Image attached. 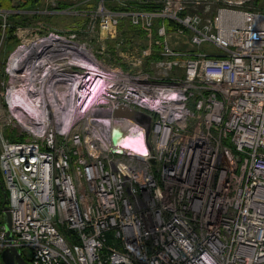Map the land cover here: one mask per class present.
Instances as JSON below:
<instances>
[{"label":"built area","instance_id":"2783aa9c","mask_svg":"<svg viewBox=\"0 0 264 264\" xmlns=\"http://www.w3.org/2000/svg\"><path fill=\"white\" fill-rule=\"evenodd\" d=\"M147 1L155 10L97 0L81 14L90 31L112 38L126 17L151 38L155 19L171 20L174 28L163 23L153 37L158 60L147 63L138 43L126 51L133 59L125 67L78 50V64L58 63L48 77L44 67L31 68L39 65L36 53L15 78L11 63L30 35L9 55L0 108V252L15 246L32 264H264V3ZM24 12L0 6V49L9 17ZM75 36L46 37L73 45ZM181 36L190 49L175 46ZM28 68L32 85L56 96L27 90ZM40 74L47 77L37 80ZM48 78L54 87L45 86ZM119 108L151 121L117 116ZM115 126L128 134L122 153L115 152Z\"/></svg>","mask_w":264,"mask_h":264},{"label":"rangeland","instance_id":"374dc122","mask_svg":"<svg viewBox=\"0 0 264 264\" xmlns=\"http://www.w3.org/2000/svg\"><path fill=\"white\" fill-rule=\"evenodd\" d=\"M113 1H116L117 3H123V2H127L128 0H113ZM257 3H258V5L262 6V4L264 3V0H257ZM114 5H116V4L114 3ZM262 7H264V6H262ZM71 14L74 15V16H72ZM59 15L60 16L52 17V18H54L52 25L46 24L45 22L44 23L48 26V28L52 27V28H54L56 30H60V31H62L63 34H68L70 32L75 34L76 35L75 36L76 37L75 38L76 42L80 43L81 46L86 45L87 48L89 49V51H91L90 54L94 53L98 57V59L101 60L102 62L104 61L106 64L113 63V64H115L117 66L125 67V66H128L127 61L129 59V57L131 59H133V54L129 55L127 53V52H129V51H127L128 49L127 50H122L124 52H122V51L114 52L113 51L112 47H114V46L116 47L119 42L117 40L116 43H115L112 40L116 39L118 36L115 37V38H112L110 36L109 37L103 36L99 32L97 34H95V32H97V31H94V29H93V31H90V29L88 28L89 25H90V22H88V27L85 28V31H83V33H80V31L78 29L80 27V25H78V24H80V23H78V17H83L82 19H84L85 16L78 14V16L76 17L77 14H75V13H63V14H59ZM48 28L45 27L44 31H42L40 33V37L48 38V37H46V36H49L48 32H50ZM71 29H73V30H71ZM78 36H80L82 38V40L83 39L84 40L81 41L78 38ZM153 37H154V35H153ZM153 37L152 38L149 37V40H147V39L143 40V39L139 38L135 42H137L138 44H143V45L146 44V43L147 44L149 43V45H150L151 42L153 43ZM33 38H35V39H33ZM179 38H180V42L178 44H176L175 46L181 47V49H185V48L190 49L191 48L190 44L186 41V37L185 36H181ZM28 39L36 40L38 38L33 37L32 35H30V37ZM131 45L128 46V47L131 48ZM118 47H121V46L119 45ZM2 48H3V46H2ZM104 48H107V50L104 53H102ZM136 48L141 49L139 46H137ZM202 48L207 50V51H213L214 50L213 47L207 46V45H204ZM65 50L62 49L61 52H64ZM44 54H45L46 58L43 57V58L39 59L40 62H45V63L49 62V65H51V67H53V69L54 68H58L59 70L61 68H59L60 66L58 65V63H63L66 66H71L73 64H69L68 62L70 60L74 61L76 59V57H70V58L68 57L67 58V62H66V60H64L62 57L59 58L60 56L58 55V53L55 54L53 57L51 55L49 56V53H44ZM75 55H76V53H75ZM80 55H82L83 59H86V55L85 54H80ZM127 56H129V57H127ZM20 59H23V58H20ZM26 59L27 58H24V60H26ZM7 61H8V58H6L4 60L3 64L1 63V65H3V70L0 71V108L1 107L3 108L4 101H5V98H6L5 95H4V92L6 91V89H4L5 86H4L3 82L6 80V82L8 83V80L10 79L9 73H6V66L8 64ZM74 64H78V61H76ZM12 65L14 66L16 64H14L12 62ZM34 69H36V68H34ZM18 73L20 75V74H23L24 72L19 71ZM51 75H53V73H51ZM26 82H27V80H26ZM26 82H24V83H26ZM55 85H56V79L55 78L54 79L53 78H48V80L45 82V86L47 88L48 87H50V88L54 87ZM12 129H14V131H17L16 127H13ZM0 152H1V147H0ZM111 242L114 243V239L113 238H111ZM2 263H3V258H2V256H0V264H2Z\"/></svg>","mask_w":264,"mask_h":264},{"label":"crops","instance_id":"0c3cea01","mask_svg":"<svg viewBox=\"0 0 264 264\" xmlns=\"http://www.w3.org/2000/svg\"><path fill=\"white\" fill-rule=\"evenodd\" d=\"M114 2L117 3L116 1ZM114 2L112 0H109L110 5L112 4L114 6ZM96 4H97V0H0V6L3 8H21L27 11L24 13H15L9 17L11 20V24L16 26V30L13 32V34L6 36V39L3 44V48H1L2 50L0 49L1 50L0 71L3 70V65H1V63L3 64L4 60L8 58L10 53L18 47V45L21 42V39L25 35H32V36L40 35V33L44 31L45 27L48 28L46 24L52 25L54 20V18L52 17L60 16L59 14L46 13L45 12L46 9L49 10L56 9L58 7L77 9L79 10L78 13L80 15H83L81 14V12L87 9L94 8ZM77 16L78 14L76 15V17ZM82 18L83 17H78V23H80L78 24L80 25L78 29L80 33H83V31H85V28L88 27V22H89V19L87 17H85L84 19ZM48 29L50 32L54 31V32L62 33V31L56 30L52 27ZM98 32L101 33L103 36L109 37L105 34V32H102L100 29H97L96 34ZM78 38L81 41L84 40V39L82 40L80 36H78ZM117 40L119 43L117 44L116 47L115 46L112 47L113 51L119 52L122 50H127V47L124 48V45L126 44H124L123 40L121 39L120 33L118 37L116 39H113L112 41L116 43ZM119 45L121 47H118Z\"/></svg>","mask_w":264,"mask_h":264},{"label":"bare ground","instance_id":"6f19581e","mask_svg":"<svg viewBox=\"0 0 264 264\" xmlns=\"http://www.w3.org/2000/svg\"><path fill=\"white\" fill-rule=\"evenodd\" d=\"M62 49H64V50L66 49V50L64 52H61ZM78 50H81V52H85V53L88 52L89 54L91 52V51H89V49L87 48L86 45L81 46L80 43L73 44V45L69 44L68 42L63 43L62 39L55 38V37H51V38L40 37V38H38L36 40H29L28 44L23 46L20 49V51L13 58L12 62L14 64H16V65L13 66L12 63H11L13 77L17 78V75H18L17 69L20 68L29 59V57L32 54H36V53H42L43 54L44 52H48L49 56L51 55L53 57L55 54L61 53L60 58L62 57L64 60H66V62H67V58L68 57L69 58L70 57H76V59L74 61L70 60L68 62L69 64H71V63H75L76 61H78V54H77ZM75 53H76V55H75ZM43 57L46 58L45 54H43L41 58H43ZM20 58H23V59H20ZM24 58H27V59L24 60ZM42 67H44L42 69V72L43 71H48V74H47L48 77H53L55 71L59 70L58 68H54L53 69V67H51V65H49V62L45 63V62H40V61H39V65L35 64L31 68L40 69ZM31 68H28L27 70H25L26 71V73H25L26 75L25 76H26L27 79H29V82L26 83V89L27 90L32 89L34 91H39V90L42 91V90H44L45 91V96L44 97L41 96V98H46L47 99L48 97L56 96V91H54V90H50L49 92H47L45 90V87H43V86H39L38 85L37 87H34L32 85L31 82L34 81V80L30 79V77L32 76ZM59 68H61V66ZM51 73H53V75H51ZM47 76H45V77H47ZM45 77H43V74H40L39 76L38 75L36 76V79L39 80V79H43ZM39 87H40V89H39ZM31 107L34 110H39V108H38V106L36 104H34V105L31 104ZM23 124H25L26 127L34 128V125L30 124L28 121H24L23 120ZM43 128L44 127H41L40 130H43ZM130 138L132 139L131 136H130ZM133 139H135V138H133Z\"/></svg>","mask_w":264,"mask_h":264},{"label":"trees","instance_id":"16d2710c","mask_svg":"<svg viewBox=\"0 0 264 264\" xmlns=\"http://www.w3.org/2000/svg\"><path fill=\"white\" fill-rule=\"evenodd\" d=\"M113 1V0H112ZM114 2V1H113ZM115 3V2H114ZM124 3H126V5H123ZM108 4H109V0H108ZM116 5H110L112 7H120V8H131V9H145V10H155L156 8V4L152 3L150 1L147 0H128L127 2H123V3H115ZM9 23H10V28H7L6 33L7 36L13 34V32L16 30V26L11 24V20L9 18ZM165 23L168 28L171 30L172 28H174L176 25L169 19H160L157 18L154 20L153 23V35L154 37H157V31H158V27ZM3 33V28H2V22H0V36H2ZM119 33L121 36V39L123 40V42L126 44L124 45V48L127 47V49L129 48L128 46H130L131 44L133 45L137 39H147L149 40V34L148 31L145 29L144 24L143 23H139V24H134L132 22V20L129 17L123 18L120 22L119 25ZM131 45V46H132ZM142 49H144L145 51H147V63L154 61V60H158L159 58H161L160 56V49L161 47L155 43H152L149 45V43L147 44H140ZM7 134L14 138V139H25L26 137L24 136H16L13 132V130L9 129L7 131ZM0 180L1 182H3L1 175H0ZM0 256H2V252H0ZM2 264H5L4 262Z\"/></svg>","mask_w":264,"mask_h":264},{"label":"water","instance_id":"95a60500","mask_svg":"<svg viewBox=\"0 0 264 264\" xmlns=\"http://www.w3.org/2000/svg\"><path fill=\"white\" fill-rule=\"evenodd\" d=\"M41 53H38L36 56L37 58L41 57ZM32 60V55L29 57V59L26 61L24 66H26L28 63H30ZM32 65V63H31ZM30 66V65H29ZM115 115L122 116V117H130L135 120L141 121V120H149L151 121V118L148 117L145 113L134 110V109H127V108H119L116 110ZM128 134L126 131H124L120 126H115L113 129V143L117 146L115 147V152L122 153V145L125 143V140L127 138ZM3 193H4V216H5V225H6V231L7 236L9 239L13 238V225H12V215L10 212V207L7 204L9 200V194L6 188L2 186ZM2 258L3 262L5 264H32L29 260H26L19 250L15 246H10L6 248L4 251H2Z\"/></svg>","mask_w":264,"mask_h":264}]
</instances>
